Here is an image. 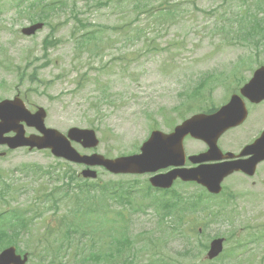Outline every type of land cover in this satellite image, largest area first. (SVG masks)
Listing matches in <instances>:
<instances>
[{"label": "rangeland", "instance_id": "obj_1", "mask_svg": "<svg viewBox=\"0 0 264 264\" xmlns=\"http://www.w3.org/2000/svg\"><path fill=\"white\" fill-rule=\"evenodd\" d=\"M75 1L68 0L65 10L55 14L49 22L56 26L66 25L64 29L72 28L75 21L70 17L74 8L71 4H75ZM150 1H154V5L163 3L172 6L177 3L178 7L173 8L172 17H166L168 19L166 24H157L153 17L142 15L135 20L137 23L131 25L130 22L135 16V12H132L135 0H126L119 6L93 10L95 22L125 26L124 30L113 33V40H117L114 46L111 48L103 46L100 58L91 51L74 63L69 58L73 54V46L69 45L70 53L62 52L58 46L52 50L48 67L42 65L41 67H47L42 69L37 67L45 62L40 57L39 36L32 39L20 37L17 29L26 24V21L20 20L10 31V39H13L14 44L0 43V47L6 51V56L10 60L8 67L3 65L0 69V80L5 82L0 89V96H11L16 89L19 90L30 105L45 107L46 125L61 132L72 126L97 129L100 135L97 149L100 153L114 157L132 151V146L136 143L140 145L152 126L162 124L163 119L157 116L163 112V108L166 111L167 108L178 105L180 100L183 102L182 106L168 109L170 124L181 117L185 106L190 105L193 108L216 106L225 97L234 93V88L240 84V77L245 79L246 83L252 75L250 72L253 68L255 70L264 66L263 53L255 60V50L250 48V44L242 39L233 38L239 31L236 18L244 13L245 9H249L248 13H255L253 3L241 5L237 0H172L169 4L168 0ZM76 6L79 10L83 9L81 1H77ZM73 10L75 11V8ZM257 14L261 16L262 13ZM10 15L13 17V13ZM159 20L164 22L162 17ZM262 22L264 17H255L253 20L254 25L258 23L261 25ZM138 29L141 31L138 32ZM142 31L148 36L144 43L141 42ZM0 34L3 36L4 33L0 31ZM127 37L136 38L127 43ZM65 42L69 43L68 40ZM178 42L180 44L177 49H173L176 59L172 66L169 61H164L157 49L149 50L148 54L145 50L140 55L137 49L141 45L150 49L152 46L158 48L167 44L173 48ZM30 49L39 60L35 62L36 66L33 69L29 67L27 72L31 73L33 70L38 80L51 83L50 85L33 84L26 80L18 84L16 77L18 74L14 68L25 67L29 62L26 52ZM125 55L127 57L122 60ZM1 57L3 59V56ZM247 60L250 62L246 63ZM231 70L241 72L239 75H231ZM166 71H171V76H168ZM84 72L87 76L82 79L81 75ZM59 76L62 77L60 80L57 79ZM206 76H210V79L205 78ZM78 81L82 85L80 88L77 87ZM215 87L217 89L208 95L212 100L207 99L205 92ZM183 91L197 92L193 95L197 101L194 102L192 98L185 96L179 98V93ZM256 106L258 107L255 115L254 113L252 115L261 121L264 119V102ZM151 117L154 119L149 121ZM23 153L27 157L15 160L14 164L29 160L41 165L52 162L51 158L41 153ZM100 180L113 181L114 177L102 172ZM251 194L261 195L264 199L263 189L244 188L236 194L237 198L231 205L238 209L241 221L246 223L252 221L253 226L261 230L264 228V201L258 204L251 203ZM31 200L32 194L19 197L21 204ZM66 208L65 202L62 203L59 212L63 213ZM45 215L50 216L51 211H46ZM153 222L146 216L137 218L134 229L139 231L151 226ZM52 226L54 227L55 223ZM85 241L90 243V237ZM262 243L263 248L257 255L262 253V259L260 257L258 259L264 264V242ZM159 245L164 247L173 264H178V259L181 258L178 252L183 250V239L180 236H171L165 244L161 242ZM24 248L32 252L31 264H39L35 240H28ZM148 260L141 258L137 263H147ZM188 264L195 263L189 261Z\"/></svg>", "mask_w": 264, "mask_h": 264}, {"label": "water", "instance_id": "obj_2", "mask_svg": "<svg viewBox=\"0 0 264 264\" xmlns=\"http://www.w3.org/2000/svg\"><path fill=\"white\" fill-rule=\"evenodd\" d=\"M240 93L242 96L247 97L251 102H259L260 99L264 97V67H261L257 71H255L250 81L242 87ZM241 105V100L238 99L237 96H232L229 103L226 106L222 107L221 110L217 113V117L219 119L218 121H211L207 118L200 119L204 115L193 116L191 119L185 121L181 126L177 127L171 135H152L150 140L142 147V152H146V159L155 160L159 156L157 150L158 146H160L164 151V140H169L172 144V149L169 154L175 155L176 147H180L181 137H184L187 134L193 135L195 128H198L202 133H209L223 126L226 121L227 127H230L232 124L231 116L233 115L242 113L240 114V117L241 119H243L245 116V109H242ZM1 113L4 114L5 118H10V120L14 123L18 122L19 120H25L28 126H37L38 124H40L42 118L44 117L43 112L40 111L36 115L29 116L28 119H26V114L22 106L14 107L11 114H9L8 108L2 109ZM232 118H235V116H233ZM68 138L70 140L80 142L85 148H94L98 145V140L93 130H78L76 128H73L69 130ZM51 146L53 147L55 154H57L59 157L72 159L73 161H76L78 163H85L91 166L102 165L112 171L118 170V161L107 164L106 161L99 156L80 157L75 152V150L71 148L69 141L63 135L55 134V138L51 140ZM84 174L85 177H94V173L89 171L84 172ZM24 263L25 259L21 261L19 257H15L14 253L9 252V250L3 252L0 255V264Z\"/></svg>", "mask_w": 264, "mask_h": 264}, {"label": "flooded vegetation", "instance_id": "obj_3", "mask_svg": "<svg viewBox=\"0 0 264 264\" xmlns=\"http://www.w3.org/2000/svg\"><path fill=\"white\" fill-rule=\"evenodd\" d=\"M264 102L261 101L260 103ZM245 107L248 109V114L252 116L251 119L247 118V120L242 123L241 125L230 128L226 130L223 133V136L226 138V140L231 144L236 151L240 154L241 162L245 165H250L253 171L252 173H244L238 174L239 177L237 180L243 178L241 181H239V184L236 185L238 187L236 191L233 193L232 191L229 194V198L233 197L234 199L237 198L236 194L239 192V189L244 188H256V187H263L264 188V162L256 163L254 160H252L253 154L248 152L246 154V147L253 143L262 130H264V119L259 121L257 118H253V113L255 115V111L257 109L259 104L251 103L248 100H244ZM214 111H211L209 113H213ZM259 121V122H258ZM188 145H192V140L188 139L186 142ZM258 197V203H262L264 201L263 196L257 195ZM227 199V200H228ZM254 198L252 196L250 197V201H252ZM254 203L256 201L254 200Z\"/></svg>", "mask_w": 264, "mask_h": 264}, {"label": "trees", "instance_id": "obj_4", "mask_svg": "<svg viewBox=\"0 0 264 264\" xmlns=\"http://www.w3.org/2000/svg\"><path fill=\"white\" fill-rule=\"evenodd\" d=\"M240 72L241 71H238V70H231V75H239ZM193 94H197V92H194ZM191 206H195V205H191ZM85 212H87L88 217H86L84 220L78 219L77 224H75L76 228L83 235H84V232L86 230H88L87 234L88 235H94V236H95V233H94L95 229L100 230L102 235L107 236L106 240L108 241V243L112 247H114L118 253L122 254L123 248L131 242L130 237H131L132 233L129 230L130 220L126 219V218H122L120 221V225L118 224V230L117 231H105L103 228L100 227L101 225L99 226L97 224V222H99V221L96 218V216H97L96 215V213H97L96 208H94L93 206H89L88 208H86ZM178 224H179V227H182V228L185 227L186 225H188V227L191 225L190 221H187V220H180L178 222ZM21 228L22 227H20L19 225L14 224V225H12V227H10V229L13 230L12 234H9L8 230H3L0 233V251L5 248V245L11 244L10 241L12 240V238L14 236H18V234L16 232H17V230H20ZM85 228H87V229L84 230ZM189 232H191V229H189ZM115 235H117V237ZM123 235L126 236V239L123 237ZM132 260H133V258H131V261ZM168 264H173V262L168 263Z\"/></svg>", "mask_w": 264, "mask_h": 264}]
</instances>
